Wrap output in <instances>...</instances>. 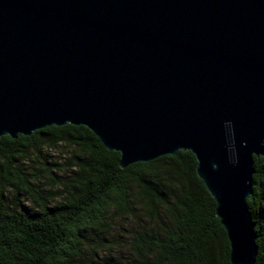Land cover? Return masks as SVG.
Returning a JSON list of instances; mask_svg holds the SVG:
<instances>
[{
  "label": "water",
  "instance_id": "obj_1",
  "mask_svg": "<svg viewBox=\"0 0 264 264\" xmlns=\"http://www.w3.org/2000/svg\"><path fill=\"white\" fill-rule=\"evenodd\" d=\"M66 125L122 169L191 153L229 263L254 264L264 0H0V137Z\"/></svg>",
  "mask_w": 264,
  "mask_h": 264
},
{
  "label": "trees",
  "instance_id": "obj_2",
  "mask_svg": "<svg viewBox=\"0 0 264 264\" xmlns=\"http://www.w3.org/2000/svg\"><path fill=\"white\" fill-rule=\"evenodd\" d=\"M119 158L83 126L0 137V264H230L191 153L124 169ZM253 171L246 204L264 264V157Z\"/></svg>",
  "mask_w": 264,
  "mask_h": 264
},
{
  "label": "rangeland",
  "instance_id": "obj_3",
  "mask_svg": "<svg viewBox=\"0 0 264 264\" xmlns=\"http://www.w3.org/2000/svg\"><path fill=\"white\" fill-rule=\"evenodd\" d=\"M54 155H57V154H54Z\"/></svg>",
  "mask_w": 264,
  "mask_h": 264
},
{
  "label": "snow or ice",
  "instance_id": "obj_4",
  "mask_svg": "<svg viewBox=\"0 0 264 264\" xmlns=\"http://www.w3.org/2000/svg\"><path fill=\"white\" fill-rule=\"evenodd\" d=\"M226 213V212H225Z\"/></svg>",
  "mask_w": 264,
  "mask_h": 264
}]
</instances>
